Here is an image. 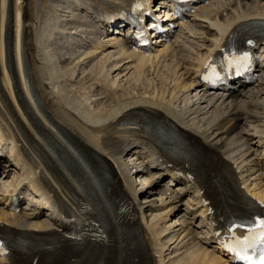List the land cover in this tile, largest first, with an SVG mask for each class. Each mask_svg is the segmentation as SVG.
Here are the masks:
<instances>
[{
	"label": "bare ground",
	"instance_id": "bare-ground-1",
	"mask_svg": "<svg viewBox=\"0 0 264 264\" xmlns=\"http://www.w3.org/2000/svg\"><path fill=\"white\" fill-rule=\"evenodd\" d=\"M253 11L233 13L234 15L227 19L216 16L214 23H211L213 33L208 29V37L210 36L212 41H219L217 36L225 35L236 21L264 18V10ZM58 20L52 0H0V147L7 137L12 141L14 137H18L27 145V149L20 151L16 145L8 149L6 156L20 171L15 184L8 185V189L15 191L27 181V186L36 194V205H42L43 197L48 200L50 195L54 202L62 204L63 196L73 206V209L65 210L69 217L75 218L76 224L84 221L85 215L81 213L78 205V199L82 198L90 204L102 206L108 218L116 225L117 217L109 205V197L116 192L127 193L135 203L134 212L138 214L137 224H140L144 222L143 210H150L153 202L151 198L144 197L143 210L137 208V203L142 205L140 198L153 192L160 182L159 178L163 179L164 175L168 174L176 181L184 182L183 189L197 194L187 177L179 175L181 170L174 164L173 157H189L191 153L197 154L196 149L205 155L222 152L225 156H230L225 141L231 138L233 133L236 138L238 135H246H242V128L240 132L237 131L243 121L248 122L251 133L257 135L258 140H262V145L264 144V103L259 101L264 97V78L257 85L262 89L250 90L246 96L241 94L244 90L233 94L229 98L232 108L227 114L217 108L213 109L211 114L217 118H225L212 127L207 125L204 128L203 125V129L197 126L196 122L191 123L184 119L173 109L172 104L178 94L191 86L181 81V75L177 77L174 71L172 75L175 79L172 77L170 81L171 77L163 78L164 86L159 94H156V90L152 92L148 88L144 93L133 92L127 98L120 96L99 112L92 110L71 88L63 84L61 68L54 51H51L50 43ZM7 22L10 28H6ZM258 27L264 28L256 25V28ZM61 38L73 40L72 32H63ZM3 39L7 47V57L4 56ZM133 66L140 75L146 74V69L154 68L148 58H138L137 62H133ZM103 71L104 68H101L100 73ZM170 84L174 87L170 99L167 100L165 95ZM238 98L242 100L236 103ZM211 100L207 99L205 103L209 105ZM208 109L207 113L211 111V108ZM200 110H194L193 114ZM228 116L229 119L226 118ZM225 119L226 122L222 123ZM125 120H135L134 128H126L122 123ZM254 122L258 124L253 125ZM179 136L186 141L177 140L176 137ZM245 141L247 142V139ZM130 152L146 154L149 167H143L144 170L153 167L158 170L157 178L142 188L134 187L136 179L122 160ZM155 155L159 159H156ZM238 155L242 157L244 154L240 152ZM108 158L116 164L119 178L109 165ZM138 171L139 174L142 173L140 169ZM254 194L264 200V192ZM179 198H170L168 207L174 205ZM199 203L201 200L197 198V204ZM157 210L160 209L157 207ZM6 215L3 211L0 218ZM32 219L37 220V217L32 215ZM14 220V224L23 230L47 227L43 222L26 223L18 217ZM126 223L124 221L122 224ZM53 225L63 228L58 222H53ZM145 226L147 244L160 255L164 249V246L158 243L162 230L154 229V225ZM197 249L190 251L194 253L188 259L185 258V262L177 263H216V259L210 257L211 254L207 250ZM160 262L162 263L161 256Z\"/></svg>",
	"mask_w": 264,
	"mask_h": 264
},
{
	"label": "rangeland",
	"instance_id": "rangeland-1",
	"mask_svg": "<svg viewBox=\"0 0 264 264\" xmlns=\"http://www.w3.org/2000/svg\"><path fill=\"white\" fill-rule=\"evenodd\" d=\"M52 3H53L55 10H57L58 19L60 18L61 21L69 19L67 17V16H69V14L67 15L68 10L65 11L66 13L63 12L64 8L62 7V4H61L62 2H60V0H58L56 2L54 0H52ZM262 6H264L262 0H241V1L238 0L237 2H236V0H214L208 7H206L207 11L205 10L204 12H207L208 15H210L211 13L212 14L222 13V17H225L224 19H227V18L232 17L236 13H242V11L247 12V13L254 12L253 11L254 9L262 11V9H261ZM74 16L75 15H73V17ZM216 16H219V15L216 14L215 17ZM60 20H58V22L60 24V28H57L56 30L60 31V35H61L63 32H65V27L62 25V23H64V22L61 23ZM211 23L212 22H210V21H209V24H207V23H204L201 21L192 20L187 25V27L182 31L179 39L183 40L184 45L186 46L184 53H183L185 60H186V58H189V57L193 58L194 57V54H192L190 51H188V46H193L194 48H198L196 51H199L201 48H204L207 45V42H205V40H206L205 39V33L208 34L209 28L212 27V29H213V26ZM211 32H212V30H211ZM206 37L210 38V36L208 37V35H206ZM113 51L114 50H109V51L102 52V53L98 52L96 54L84 53V56L81 59H79V60L76 59L73 62L70 60V62L67 63V65H66V69L68 71H70L69 78H72V79H74L77 76H84L86 73H89L91 71L92 72L98 71L97 73H100V69L104 68V71L108 70L109 72H111V74L108 75L109 77L115 78V80L119 81L118 88H117L118 92H117L116 96H115V94L110 92V90L108 89L109 93L111 94V96L109 98H104V96L102 94L97 92L92 87V85H90V83L92 81H88V82H86V84L76 85L73 88L74 91H76V94L84 101V103H86L92 110H94L96 112L101 111L103 109V107H107V106L111 105L113 103V101L117 100V98H120V96H121V98L123 96L124 97L126 96V98H127L130 94H133V92L144 93L149 88L148 90H150V91L152 90V92L154 90H156V92H157L156 94H159V91L160 90L162 91V88L164 86L163 85V83H164L163 78H168V77L170 78L171 77L170 78V81H171L172 77H173L172 73L174 74V72L176 70V67L174 69H172L168 65H162V68H160L157 65V66H154L153 70H151L150 68H149L150 70L147 69L145 71L146 74H143V75H140L136 69H131L130 71H126L125 73L122 74V71H121L122 69L117 68L119 66V65H117L118 62L112 63L110 66L109 64H110L111 60H110L109 56H107L108 58L105 56L107 54H110ZM54 54L57 57L56 59L58 62V55L56 53H54ZM62 56L65 57L64 54H62ZM83 58H86V59L82 60ZM76 63H77V65H76ZM115 65H117V66H115ZM177 67H179V65H177ZM152 72H154V73H152ZM179 73H175L176 76L179 77L181 75L179 77V79L181 78L180 79L181 81L186 82V80H184L185 78H183V76H182V73H180V74ZM98 76H99V74H97V77ZM161 76H162V78H161ZM188 84H190V83H188ZM111 85H113V83ZM173 87H174V85L170 84L169 88H167L168 93H166V95H165L167 100L170 99L169 97L171 96L170 93L172 92ZM258 88L260 89L261 87H257L255 89L258 90ZM101 91H103V90H101ZM198 100L200 101L199 98H198ZM259 101H260V103H264V97H262V99H260ZM194 102L197 103L196 92H194V91H191L189 93L186 91H182L181 93L178 94L177 99L174 100V103L176 106H178L180 108H186V110H188L189 106L194 104ZM194 107L195 106L190 107V109H193ZM200 107H202V108L205 107V109H206L207 102L205 103V101H204L203 104L200 105ZM195 109H197V108H195ZM193 112L194 111H192L191 114H193ZM211 113H212V111H209L208 113L196 118L195 121L199 122V121H201L202 118H204V119L209 118ZM200 126L201 125H199V127ZM204 128H206V126H204ZM127 161L129 164L135 162L136 166L142 164L141 160L135 161V157H130L127 159ZM5 162L6 161H4V163H3L2 169L0 168V192H1V190H5L8 187V185H11L13 183L14 176L16 175L15 168H13L10 164H7ZM141 180H142V183H141ZM149 180H151V177L147 178L146 175H143L140 178V180H138V182L141 185L140 188L145 186L144 182H148ZM151 199H152L151 202L155 200V198H151ZM158 204H159V202H158ZM178 205L180 206V209H181V210L179 209L180 211H178V213H180L179 215L177 213L174 215H171V213H170V215L166 217L167 211L165 209L158 210L155 212L148 211L145 213L146 218L149 222L156 223L158 228H162V229L167 228V230H168V231L166 230V232H164V234L162 235V238H161L162 241L160 240L162 242V244L165 245V248L168 249L165 252V258L166 259L181 258L185 255V253H182L181 249L178 250V248L175 247L178 239L181 237V235L184 232H186L188 230H191V232H193V231L199 232L200 231V229H199L200 228L199 227L200 222L199 221L195 222L193 219H190V220H188L187 224L180 223L182 221V217L186 215L187 209L185 206H183V202H181V204H178ZM163 216L165 217V220H164V222L161 223L159 220ZM188 217H189V215H188ZM187 225H188V227H186Z\"/></svg>",
	"mask_w": 264,
	"mask_h": 264
},
{
	"label": "snow or ice",
	"instance_id": "snow-or-ice-1",
	"mask_svg": "<svg viewBox=\"0 0 264 264\" xmlns=\"http://www.w3.org/2000/svg\"><path fill=\"white\" fill-rule=\"evenodd\" d=\"M247 59V55L240 57L234 56L229 63L238 66L241 61ZM212 72L215 74L214 69H212ZM237 229H245L248 235L237 237L235 235ZM228 231L232 234L230 242L225 244L228 251L234 253L238 259L248 261L250 264H264V219L258 217L253 218L251 226L234 222L228 227ZM258 248L259 255L254 259L253 255L249 254V250L256 252ZM2 255H6V252L3 243H0V256Z\"/></svg>",
	"mask_w": 264,
	"mask_h": 264
}]
</instances>
